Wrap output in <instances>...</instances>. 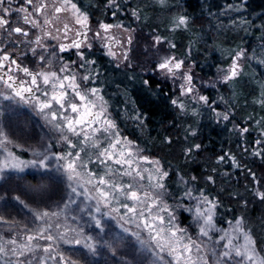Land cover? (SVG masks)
<instances>
[{
    "label": "snow or ice",
    "instance_id": "obj_1",
    "mask_svg": "<svg viewBox=\"0 0 264 264\" xmlns=\"http://www.w3.org/2000/svg\"><path fill=\"white\" fill-rule=\"evenodd\" d=\"M106 5L112 17V9L128 8L123 0ZM247 7V0H226L224 15L240 13L230 21L233 32L256 27L243 16ZM129 11L141 23L149 11L166 14L165 31L157 25L143 46L146 63L136 55L135 21L94 17L82 0H0V264H264V217L244 214L250 200L239 192L229 195L241 213L228 212L223 187L210 190L230 158V167L251 177L249 195L264 204V170L230 150L204 177L173 169L126 133L125 121L143 131L149 113L124 81H112L126 97L114 100L97 56L110 57L113 71L153 95L170 82L164 99L186 120L185 141L191 137L181 151L186 162L204 149L197 139L206 112L231 125L243 153L264 162V68H252L264 65V39L262 54L213 41L224 60L211 78H198L193 53L204 33H194V16L175 0H140ZM259 29L264 33V23ZM224 31L220 21L217 33ZM22 110L39 118L44 135L27 130L31 117L19 121ZM177 139L168 134L161 143Z\"/></svg>",
    "mask_w": 264,
    "mask_h": 264
},
{
    "label": "trees",
    "instance_id": "obj_2",
    "mask_svg": "<svg viewBox=\"0 0 264 264\" xmlns=\"http://www.w3.org/2000/svg\"><path fill=\"white\" fill-rule=\"evenodd\" d=\"M123 2L128 4V8L124 12L112 9V11H117V16L112 17L107 8L106 0H82L84 7L89 8L94 17L108 19L110 22L121 21L128 25L130 21H135V18L130 15L129 10L139 3L140 0H123ZM97 3L100 4L99 9L96 8ZM175 3L196 18L193 29L194 33H204L203 38L199 41L200 50L193 53V58H195L198 65L195 69V72L199 75L197 76L198 78H211L215 73L216 65L224 60V57L221 55V50L213 47V41L222 44L224 48H227L229 45L233 48L240 45L245 48H251L257 54H262L261 41L264 39V33L260 31L259 25L264 23V0H247L248 7L243 12V16L250 19L256 25L255 28H251L247 32H233L231 30L230 21L236 16H239L240 13L224 15L223 8L226 6V0H175ZM147 16L148 19L145 22L135 21L131 24L136 29V55L144 63L148 62L149 59L148 56L143 54V46L147 43L149 34L155 30L157 25H159L161 32L165 31L164 25L166 21L165 13L149 11ZM220 21H223L225 28L223 35L217 33V27ZM137 24L141 26L137 28ZM178 39L183 38L178 37ZM179 51L183 53V48L179 49ZM97 56L105 68L109 70L107 75L110 86L107 91L112 94L114 100L123 101L126 97L123 94L117 95L118 91L122 93V90L116 89L115 85L112 84L111 78L115 79L116 83L124 81L129 88L128 94L134 97L135 102L149 113V121L143 131L137 129L131 121H125L123 126L126 133L143 140L151 150L159 153L168 160L173 169L192 172L204 177L210 173L212 168L217 167L215 157L220 154H227L230 150L233 154L243 159L244 163L252 167L256 172L259 173L264 170V162L255 160L241 151L239 147L241 141L237 139L236 134L231 129V125L217 123L210 118L207 112L205 113L204 119L200 121V133L197 139V142L204 145V149L202 152L196 154V158H190L186 162L181 158V151L186 143L191 142V137H189L188 141H185L183 128L186 120L181 118L168 101L164 99L170 91V82L163 84V90L153 95L151 92L144 90L139 81L128 83L122 69H115L113 71L114 65L111 63V58L106 57L99 50H97ZM254 66L256 68H252L257 72L261 68H264V65L258 66L256 64ZM143 67L144 64L141 63L140 67L136 69V72L138 74L141 73ZM142 74L145 78H152L157 85H160V79L154 74L146 71ZM256 79L258 80L259 77H256ZM254 86L252 83L247 85L249 90ZM208 94L215 96V92L211 90L208 91ZM220 107L223 108V104ZM251 111L252 108L250 106L241 107L239 117H246L247 113ZM257 112H259V109H257ZM33 118L31 119V126H37L40 130V134H38L41 136L44 135L46 129L42 122L37 117L34 120ZM173 121H175V124L172 123ZM187 122L190 123L191 121ZM168 134L178 137L177 141L171 147H166L161 143L163 137ZM255 135L256 133H253V136ZM230 165V158L226 159L220 165L217 173H215L218 176V183L212 186L210 190L218 191L222 186L224 189L222 193L223 198L230 205L227 211L237 215L241 213L240 205L237 203V198L230 197L229 194L239 192L245 199L250 200L248 207L244 209V214L251 220L258 221L261 217H264V204L258 203L255 198L249 195L248 189L253 187L251 177L247 176L243 169L237 170L234 166L230 167ZM226 169L230 175H225ZM2 203L0 201V205ZM256 230L259 233V223L256 224ZM0 231H4V229L0 227Z\"/></svg>",
    "mask_w": 264,
    "mask_h": 264
},
{
    "label": "rangeland",
    "instance_id": "obj_3",
    "mask_svg": "<svg viewBox=\"0 0 264 264\" xmlns=\"http://www.w3.org/2000/svg\"><path fill=\"white\" fill-rule=\"evenodd\" d=\"M106 56V55H105ZM110 58V57H109ZM254 65H256L255 63H253L252 64V67H254V68H256ZM196 69V68H195ZM197 76H199V75H197ZM113 80H115V79H113V78H111V81H113ZM25 114L24 115H21L18 119H19V121L21 122V123H23L24 121H25V119L27 118V117H31V119H32V117H34V116H31V113H30V110H22ZM35 118V117H34ZM34 118H33V120H34ZM31 119H29L28 120V123H27V130L28 131H31L32 133H39L40 134V130H39V128L37 127V126H31ZM32 128V129H31Z\"/></svg>",
    "mask_w": 264,
    "mask_h": 264
},
{
    "label": "flooded vegetation",
    "instance_id": "obj_4",
    "mask_svg": "<svg viewBox=\"0 0 264 264\" xmlns=\"http://www.w3.org/2000/svg\"><path fill=\"white\" fill-rule=\"evenodd\" d=\"M107 57V56H106ZM109 58V57H108Z\"/></svg>",
    "mask_w": 264,
    "mask_h": 264
}]
</instances>
